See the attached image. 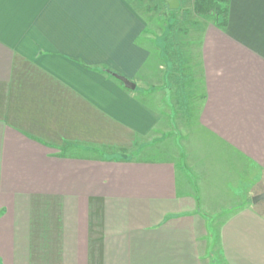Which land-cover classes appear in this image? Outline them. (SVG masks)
<instances>
[{"label":"crops","instance_id":"crops-1","mask_svg":"<svg viewBox=\"0 0 264 264\" xmlns=\"http://www.w3.org/2000/svg\"><path fill=\"white\" fill-rule=\"evenodd\" d=\"M135 1L0 0V264H264V0L203 28L193 120Z\"/></svg>","mask_w":264,"mask_h":264},{"label":"rangeland","instance_id":"rangeland-1","mask_svg":"<svg viewBox=\"0 0 264 264\" xmlns=\"http://www.w3.org/2000/svg\"><path fill=\"white\" fill-rule=\"evenodd\" d=\"M135 2L147 14L149 35L155 44L152 59L159 74L165 75L164 90L168 91L171 105L186 111L189 120H193L203 101L199 67L201 33L213 17L195 14L194 0H181L176 10H169L163 0Z\"/></svg>","mask_w":264,"mask_h":264},{"label":"trees","instance_id":"trees-1","mask_svg":"<svg viewBox=\"0 0 264 264\" xmlns=\"http://www.w3.org/2000/svg\"><path fill=\"white\" fill-rule=\"evenodd\" d=\"M230 0H194L193 11L200 16H211L218 27H226L229 17ZM116 78L117 73L107 71Z\"/></svg>","mask_w":264,"mask_h":264},{"label":"water","instance_id":"water-1","mask_svg":"<svg viewBox=\"0 0 264 264\" xmlns=\"http://www.w3.org/2000/svg\"><path fill=\"white\" fill-rule=\"evenodd\" d=\"M164 1L168 4L169 9H171V10H176V9H179V7H180V0H164ZM116 78L119 79L120 81H122L128 89H131V90L136 89V84L131 82L126 77L116 75ZM261 200H264V192L253 198L254 203H257Z\"/></svg>","mask_w":264,"mask_h":264}]
</instances>
